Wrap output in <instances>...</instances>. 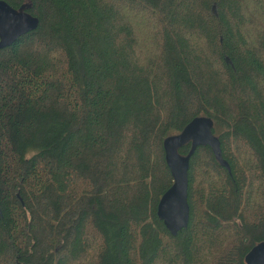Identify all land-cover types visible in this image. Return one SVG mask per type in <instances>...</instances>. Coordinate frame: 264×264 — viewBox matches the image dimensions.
Returning <instances> with one entry per match:
<instances>
[{"label": "trees", "instance_id": "16d2710c", "mask_svg": "<svg viewBox=\"0 0 264 264\" xmlns=\"http://www.w3.org/2000/svg\"><path fill=\"white\" fill-rule=\"evenodd\" d=\"M6 1L40 24L0 50V264H247L264 241V0ZM200 115L231 173L196 150L172 235L164 140Z\"/></svg>", "mask_w": 264, "mask_h": 264}, {"label": "water", "instance_id": "95a60500", "mask_svg": "<svg viewBox=\"0 0 264 264\" xmlns=\"http://www.w3.org/2000/svg\"><path fill=\"white\" fill-rule=\"evenodd\" d=\"M27 7L23 5L15 8L6 0H0V50L38 28L39 18L27 11ZM214 126L211 116H196L180 133L164 140L165 159L174 181L162 195L157 213L172 235H177L190 222L189 171L196 150L201 146H209L220 164L231 173L230 163L223 156L221 139L214 132ZM187 143L191 144L189 152L180 153ZM245 259L247 264H264V241L254 245Z\"/></svg>", "mask_w": 264, "mask_h": 264}]
</instances>
